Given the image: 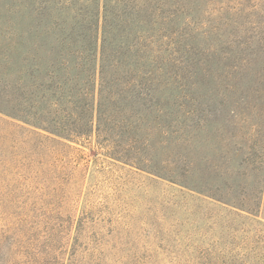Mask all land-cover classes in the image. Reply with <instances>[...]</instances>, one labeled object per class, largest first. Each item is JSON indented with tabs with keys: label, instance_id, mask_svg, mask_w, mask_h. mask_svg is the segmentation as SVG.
<instances>
[{
	"label": "rangeland",
	"instance_id": "1",
	"mask_svg": "<svg viewBox=\"0 0 264 264\" xmlns=\"http://www.w3.org/2000/svg\"><path fill=\"white\" fill-rule=\"evenodd\" d=\"M185 2L203 16L228 5L233 19L244 0ZM134 33L147 55L170 61L164 36ZM49 70L38 77L99 92L87 65L54 80ZM165 73L175 86L150 102L159 105L129 102L125 89L107 135L65 131L56 140L37 128L43 110L28 74L19 87L17 68L0 70V264L34 246L38 264L55 255L54 264H264V76L189 93L183 69Z\"/></svg>",
	"mask_w": 264,
	"mask_h": 264
},
{
	"label": "trees",
	"instance_id": "2",
	"mask_svg": "<svg viewBox=\"0 0 264 264\" xmlns=\"http://www.w3.org/2000/svg\"><path fill=\"white\" fill-rule=\"evenodd\" d=\"M0 1V70L13 73L17 68L19 87L28 74L43 110L44 123L37 128L56 140L65 131L84 135L96 129V135H107L113 126L111 105L122 102L125 89L131 91L129 102L139 101L145 109L159 105L150 102L175 86L163 80L170 67L183 69L184 77L192 80L186 87L189 93L213 80L231 90L229 84H237L248 72L256 79L257 74L264 76V0L240 2L233 19L228 5L224 12L203 16L186 0L172 10L163 8L169 0H130L132 7L128 0ZM145 31L157 37L156 43L166 38L169 62L144 52L145 39L134 32ZM15 57L20 60L13 61ZM85 65L101 79L99 92L81 95L66 88L65 81L55 84L38 77L50 68L54 80L59 69L79 71ZM222 68L236 77L221 76ZM38 247L17 261L9 251L3 264H38Z\"/></svg>",
	"mask_w": 264,
	"mask_h": 264
}]
</instances>
